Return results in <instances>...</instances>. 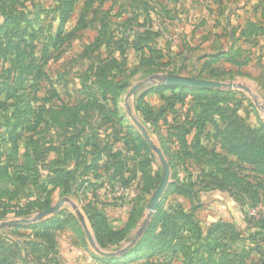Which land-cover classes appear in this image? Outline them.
Returning <instances> with one entry per match:
<instances>
[{
	"label": "rangeland",
	"instance_id": "rangeland-1",
	"mask_svg": "<svg viewBox=\"0 0 264 264\" xmlns=\"http://www.w3.org/2000/svg\"><path fill=\"white\" fill-rule=\"evenodd\" d=\"M66 2L0 0V13L13 11L0 15V211L45 204L0 217V251L28 264H264L262 160L239 158L243 145L264 144V0H73L62 25ZM164 74L237 86L198 91L165 85ZM129 112L169 165L149 217L162 167ZM55 168L74 170L75 181L49 183ZM148 169L160 177L145 193ZM160 204L176 231L159 223L156 249L123 258ZM87 206L115 231L131 222L129 240L101 248ZM58 217L70 222L46 227ZM18 218L31 221L6 224ZM81 221L115 253L111 263L95 257ZM216 223L225 226L208 234Z\"/></svg>",
	"mask_w": 264,
	"mask_h": 264
},
{
	"label": "trees",
	"instance_id": "trees-1",
	"mask_svg": "<svg viewBox=\"0 0 264 264\" xmlns=\"http://www.w3.org/2000/svg\"><path fill=\"white\" fill-rule=\"evenodd\" d=\"M72 4L73 0H67V2L64 4V12L62 14V19L61 23L62 25L67 21L69 18V15L72 10ZM0 15H6L11 17L13 15L12 10H7L3 9ZM25 43V41H23ZM17 46L21 44V42L16 43ZM26 46V45H25ZM19 49V48H18ZM183 87V86H180ZM188 88V87H187ZM196 89L198 91H202L205 88H192ZM139 113L141 111L139 110ZM235 153H238L237 150H233ZM239 158L243 160H262L260 162V165L258 166V170L260 173H264V144L262 145H257V146H248V145H243L242 146V152L239 154ZM160 177L159 171L158 170H152L148 169V171L145 173V181H144V186H143V191L145 193H149L151 190H153L156 186V183L158 182ZM75 181V171L74 170H67L65 168H55L53 170V175L49 178V183L52 184H59V185H66L71 182ZM122 186V184H118ZM186 192V191H185ZM183 194H187L183 193ZM45 204L39 199V197H36L34 199H31L29 202H26L24 206L20 207H12L9 206L4 210L0 211V217H3L4 214L7 213L8 210L13 211L14 215L20 216V215H25L29 214L33 211H38L41 210ZM172 206V205H171ZM169 206V208L171 207ZM161 204L157 208V212L155 213L150 225L145 228L143 233L139 236V239L135 242V244L126 252L122 257L127 258L131 254H136L138 250H140L142 247H145L147 244L149 246H154L152 249H156V241L158 240H164L165 236L162 235L161 232L159 231V223L161 224V231L167 232L168 230L173 232L176 231V226L177 223L174 221L173 216L170 215L167 211L162 210ZM140 214L142 211V207H140ZM139 212V211H138ZM85 213L88 216V220L90 223V226L93 230L95 239L99 246L103 249H108L110 247L112 248H117L119 247L123 242H127L129 240V231L131 230V222L130 225L128 224L125 225V227L120 231H115L112 229L110 224L107 222V218L104 216V214L97 210L95 206H87L85 208ZM183 216V219L185 221V224L188 226L189 229L192 231H196V226L193 223V217L191 214H182L181 217ZM131 220V216L129 218ZM70 220L68 218L64 217H58L54 218L47 224V228H52V227H60L63 224L69 223ZM72 227L74 226V223L71 222ZM225 226L223 223H216L211 226L209 229V233H219V228ZM158 230V231H157ZM77 232L79 233V230L77 228ZM98 260L103 261L104 263H111L112 259L114 257L110 256H101V255H96L95 256ZM224 259L221 261H218L219 264H229L232 262L231 259L227 260ZM0 264H28L27 261L25 260L24 257H19L18 260H14L12 258V254L7 251V252H2L0 251Z\"/></svg>",
	"mask_w": 264,
	"mask_h": 264
},
{
	"label": "water",
	"instance_id": "water-1",
	"mask_svg": "<svg viewBox=\"0 0 264 264\" xmlns=\"http://www.w3.org/2000/svg\"><path fill=\"white\" fill-rule=\"evenodd\" d=\"M161 79H162L163 84H165V85L183 86V87H188V88H200V89L201 88H233V87L237 86L235 83H232V82H221L218 80L201 79V78H198L196 76L187 77V76H180V75L164 74L161 76ZM138 87H139L138 84L132 86L128 95L129 96L132 95L137 90ZM128 116L132 120V122L135 125V127L137 128V130L140 132L142 138L144 139V141L146 142L148 147L153 152L156 153V155L159 158L161 167H162V176H161L160 182H159L158 186L156 187L155 191L153 192L152 196L150 197V199L146 205L147 217H149L155 211V209L159 203V200L163 196L164 190L167 186L168 178H169V165H168L161 149L155 145V143L152 141L151 137L149 136L147 130L141 124V122H139V120L136 118V116L132 112H129ZM60 205H61V202H58L54 206L48 207V208L40 211L34 218H42V217H45L47 215H50L53 212L57 211L59 209ZM30 221H31V219H28V218H18V219L9 220L6 222V224L8 226H12L15 224L28 223ZM81 225L83 226L86 234L88 235V238L91 242V245L95 248V251L97 254H99L101 256H113V255H115L114 252H106L103 249L99 248L96 245L95 241L92 239V237H91V235H90V233H89L88 229L86 228L85 223L83 221H81Z\"/></svg>",
	"mask_w": 264,
	"mask_h": 264
}]
</instances>
